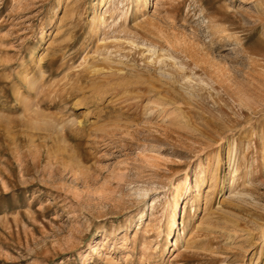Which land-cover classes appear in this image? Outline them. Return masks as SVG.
<instances>
[{
    "label": "rangeland",
    "instance_id": "obj_1",
    "mask_svg": "<svg viewBox=\"0 0 264 264\" xmlns=\"http://www.w3.org/2000/svg\"><path fill=\"white\" fill-rule=\"evenodd\" d=\"M0 264H264V0H0Z\"/></svg>",
    "mask_w": 264,
    "mask_h": 264
},
{
    "label": "bare ground",
    "instance_id": "obj_2",
    "mask_svg": "<svg viewBox=\"0 0 264 264\" xmlns=\"http://www.w3.org/2000/svg\"><path fill=\"white\" fill-rule=\"evenodd\" d=\"M103 2H104V4H108V3H111L112 1H114V0H102ZM141 1H146V0H137V2L139 3V2H141ZM146 3V2H145ZM113 5H115V4H113ZM115 7V6H114ZM113 9L111 8V6H109V7H106V9L104 10V12H103V14H101L99 17H97L98 18V20H97V22L99 23V24H103V26H105V23H106V17H105V14L106 13H109L110 11H112ZM95 21V20H94ZM96 22V21H95ZM95 22H93V23H95ZM93 67H94V65H93ZM216 169H217V167H215ZM212 178V177H211ZM217 179V170L213 173V179ZM212 179V180H213ZM215 179V180H216ZM139 195H140V197H145L147 194H148V192H147V189H140L139 190V193H138ZM181 195H182V192H181V190H177L176 191V195H175V203H174V207H177V205H178V203H179V199H180V197H181ZM153 200H155V198L153 199ZM170 225H169V234H170V232L172 231V229H173V227H174V225H176V218L175 217H173V218H171V221H170V223H169Z\"/></svg>",
    "mask_w": 264,
    "mask_h": 264
}]
</instances>
